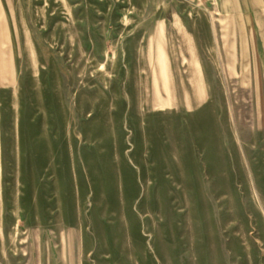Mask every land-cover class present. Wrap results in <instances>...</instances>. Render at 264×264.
Returning <instances> with one entry per match:
<instances>
[{
	"label": "rangeland",
	"instance_id": "374dc122",
	"mask_svg": "<svg viewBox=\"0 0 264 264\" xmlns=\"http://www.w3.org/2000/svg\"><path fill=\"white\" fill-rule=\"evenodd\" d=\"M0 10V264H264V0Z\"/></svg>",
	"mask_w": 264,
	"mask_h": 264
},
{
	"label": "crops",
	"instance_id": "0c3cea01",
	"mask_svg": "<svg viewBox=\"0 0 264 264\" xmlns=\"http://www.w3.org/2000/svg\"><path fill=\"white\" fill-rule=\"evenodd\" d=\"M242 10V9H240ZM168 11V10H166ZM243 12V11H241ZM167 15V12L165 13ZM171 15L177 14V13H169ZM159 28L157 33L153 37H155V40L163 43V42H176L177 38L183 37V30L181 28H178L179 25L176 23L174 19H163L159 22ZM189 24H184V30L186 32L189 31ZM238 29L235 28L234 23H232V31L233 35L228 39L229 43L232 44L233 50L226 54L224 49V54L226 58H229L231 55L233 56V63L234 66L230 67L228 66L227 71L229 74V78L233 77V73H235V77H238V79H242L245 77L246 72V65H245V58H246V50L245 48L250 45L252 46V41L248 40L247 35V28L245 25H238ZM239 31L238 36L236 34V31ZM244 31V33H242ZM249 41V44H248ZM257 38L256 34L254 36V43L253 46L257 48ZM223 47V46H222ZM228 55V56H227ZM239 64V69H236L235 63ZM239 72V74H238Z\"/></svg>",
	"mask_w": 264,
	"mask_h": 264
},
{
	"label": "bare ground",
	"instance_id": "6f19581e",
	"mask_svg": "<svg viewBox=\"0 0 264 264\" xmlns=\"http://www.w3.org/2000/svg\"><path fill=\"white\" fill-rule=\"evenodd\" d=\"M3 16H4L3 15V10H0V26H2V23H3V19H4ZM3 40H4V35H3V33L2 34L0 33V42L3 41ZM2 62L4 63V61H2ZM0 68H1V72L2 73H5L6 71L7 72L9 71V77H10V80H11V72H10V70L3 68V65H1Z\"/></svg>",
	"mask_w": 264,
	"mask_h": 264
}]
</instances>
